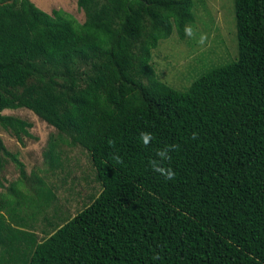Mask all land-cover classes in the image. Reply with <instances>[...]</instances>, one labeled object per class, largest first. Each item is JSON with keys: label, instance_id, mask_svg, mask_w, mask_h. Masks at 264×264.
Returning <instances> with one entry per match:
<instances>
[{"label": "trees", "instance_id": "1", "mask_svg": "<svg viewBox=\"0 0 264 264\" xmlns=\"http://www.w3.org/2000/svg\"><path fill=\"white\" fill-rule=\"evenodd\" d=\"M76 3L82 22L0 0V126L24 144L32 123L3 111H33L60 132L39 172L53 170L59 144H80L101 189L41 240L2 215L0 264H264V0H234L237 58L185 90L158 77L152 51L173 31L183 39L205 0ZM171 146L175 179L165 180L150 162ZM5 159L19 177L0 211L42 184L34 171L26 187L25 164L0 137L1 188Z\"/></svg>", "mask_w": 264, "mask_h": 264}, {"label": "rangeland", "instance_id": "2", "mask_svg": "<svg viewBox=\"0 0 264 264\" xmlns=\"http://www.w3.org/2000/svg\"><path fill=\"white\" fill-rule=\"evenodd\" d=\"M32 1L46 12L61 8L79 22L84 20V13L77 7L76 0ZM193 10L196 20L190 26L196 37L185 35L180 39L173 31L169 38L160 40L152 51V63L158 77L180 90H185L211 67L232 61L238 55L234 0H205L204 4H195ZM200 33L207 35L203 46L198 43ZM3 113L19 116L32 123L30 132L35 138L24 137V144L19 143L1 126L0 137L10 151L18 152L25 164L28 175L26 187L31 188V173L34 171L41 176L42 184L34 197L21 190L16 199L18 202L21 197V203L15 205L13 201H6L5 209L0 211V220L3 215L12 226H17L15 221L27 223L41 240L87 206L99 193L101 186L96 179L91 157L80 144H59L54 152L53 170L49 173L39 172L46 166L43 152L47 143L50 138L57 137L59 130L27 108L5 109ZM62 134L67 139L71 138L66 133ZM3 164L1 177L5 187H0V192L6 191L9 182L19 177L14 163L5 159ZM47 220H50V224H47ZM18 226L29 231V227L22 224Z\"/></svg>", "mask_w": 264, "mask_h": 264}, {"label": "clouds", "instance_id": "3", "mask_svg": "<svg viewBox=\"0 0 264 264\" xmlns=\"http://www.w3.org/2000/svg\"><path fill=\"white\" fill-rule=\"evenodd\" d=\"M184 32H185V35L188 36V37H191V38H195L196 37V33L194 32V29L190 25H185L184 26ZM206 41H207V35L204 34V33H200L199 34V38H198V43L201 46H203V45H205ZM139 139L143 143L144 146H148L151 143L153 137H152L151 133L142 131L139 134ZM191 139H193V140L197 139V134L195 132L193 133ZM109 143H113L114 144V142H112V141H110ZM172 151H175V146L165 147V148L159 150L157 152V158L153 159L150 162L151 170L154 173H157L160 176H162L165 180H173V179H175L174 170L170 166H168L167 163H166V162H170L171 161L170 153ZM113 159L117 163H123L122 158L120 156H118V155H114Z\"/></svg>", "mask_w": 264, "mask_h": 264}]
</instances>
